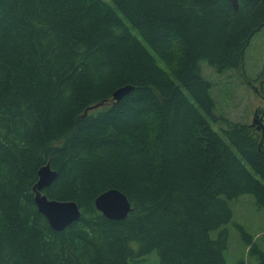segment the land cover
Returning a JSON list of instances; mask_svg holds the SVG:
<instances>
[{"label":"trees","instance_id":"obj_1","mask_svg":"<svg viewBox=\"0 0 264 264\" xmlns=\"http://www.w3.org/2000/svg\"><path fill=\"white\" fill-rule=\"evenodd\" d=\"M263 28L264 0H0V264H249L229 225L264 264L230 203L264 208V132L215 112L200 65L244 71ZM247 78L264 101V66ZM48 162L43 193L81 211L60 231L34 199ZM111 189L125 219L96 207Z\"/></svg>","mask_w":264,"mask_h":264},{"label":"rangeland","instance_id":"obj_2","mask_svg":"<svg viewBox=\"0 0 264 264\" xmlns=\"http://www.w3.org/2000/svg\"><path fill=\"white\" fill-rule=\"evenodd\" d=\"M200 65L202 74L212 84L210 91L217 114L252 125L256 113H259L258 118L264 127V101L255 92L258 85L247 78H256L264 66V28L253 36L246 50L244 71L242 68L229 69L221 73L206 61H201ZM213 125L217 131H220L219 122H213ZM230 203L234 219L243 223L248 232L256 236L257 242L264 243V208L257 206L254 196L244 195ZM229 230L226 255L228 261L235 262L243 257L249 264H258V258L248 253V247L240 232L232 225H229ZM212 236L216 237L217 232L213 231ZM145 264H159L158 254L154 252L149 255Z\"/></svg>","mask_w":264,"mask_h":264},{"label":"water","instance_id":"obj_3","mask_svg":"<svg viewBox=\"0 0 264 264\" xmlns=\"http://www.w3.org/2000/svg\"><path fill=\"white\" fill-rule=\"evenodd\" d=\"M230 2L234 8H238L239 0H230ZM131 89L132 86L117 89L113 94L114 99L120 100ZM255 89L257 90V88ZM258 117L259 113H256L253 125L264 132V127ZM38 175L39 179L33 187L34 199L38 209L46 217L52 229L56 231L63 230L81 217L79 205L75 201L49 199L43 193V190L50 187L58 176V173L52 169L49 162L40 168ZM95 204L97 209L107 218L115 220L125 219L132 210L128 197L117 189H111L99 195L95 200Z\"/></svg>","mask_w":264,"mask_h":264}]
</instances>
